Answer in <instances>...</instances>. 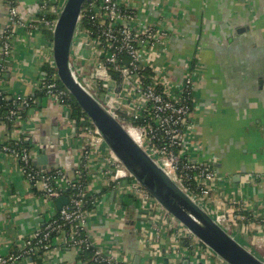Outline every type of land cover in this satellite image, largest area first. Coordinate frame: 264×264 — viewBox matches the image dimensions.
I'll return each mask as SVG.
<instances>
[{"label": "crops", "instance_id": "0c3cea01", "mask_svg": "<svg viewBox=\"0 0 264 264\" xmlns=\"http://www.w3.org/2000/svg\"><path fill=\"white\" fill-rule=\"evenodd\" d=\"M37 2L18 0L24 23L36 18ZM119 2L135 12L137 32L145 26L155 28L154 34L165 32V39L148 50L149 59L143 66L163 70L162 87L168 95L178 96L187 70L194 76L192 122L185 132L184 145L193 160L211 164L216 174L214 204L220 210L240 209L246 215L264 219V0ZM7 23V8L0 0V33L6 30ZM40 39L43 41L36 35L30 42L26 30L14 37L13 52L3 61L0 79L6 99L35 94L37 76L44 64L34 53ZM45 40L52 45L51 39ZM80 40L75 37L73 49L78 45L79 50L83 48ZM67 119L54 100L42 97L25 115L26 122L14 127L18 132L27 129V145L36 152V159L45 150L47 168L59 167L73 178L81 146L73 140ZM10 128L6 122L0 123V145ZM111 185L94 174L85 186L91 201L89 226L96 243L104 248L114 247L115 238L106 233L119 229L123 218L137 225L138 221L142 223L134 199ZM57 211L54 200H47L32 188L21 176L18 163L0 151V256L18 253L25 238ZM233 226V236L264 261L259 228L241 222ZM119 236L124 254L127 237L121 232ZM54 238L59 239V235ZM165 243H159L160 251ZM140 248L138 241L131 250L130 264ZM143 255L139 264H162L156 257ZM30 261L35 263L21 258L15 264H31ZM186 263V257L182 258L180 264ZM36 264L83 263L75 250L65 247L49 250Z\"/></svg>", "mask_w": 264, "mask_h": 264}, {"label": "built area", "instance_id": "2783aa9c", "mask_svg": "<svg viewBox=\"0 0 264 264\" xmlns=\"http://www.w3.org/2000/svg\"><path fill=\"white\" fill-rule=\"evenodd\" d=\"M2 1L7 8L8 23L6 30L0 33V75L4 72L3 61L13 52L12 43L18 32L26 30L29 41L36 35L41 38L42 30L52 34L59 14L58 0H38L37 14H48L52 19L42 17L43 19L39 21L35 18L29 23H24L17 7L18 0ZM136 22L135 12L130 7L123 6L119 0H85L76 35L78 32L85 45L87 44L85 42H88L93 46V53L96 55L95 63L98 64L100 71L93 74L92 84L85 82L84 77L75 71L76 75L87 91L98 100L101 85L99 81L104 77L108 91L99 101L104 105L110 103V110L128 131L135 133L136 141L204 211L208 213L210 209H213L217 212L215 220L227 232L233 235V225L241 222L243 225L258 227L260 236L264 240L263 218L246 215L240 209L217 208L214 204L215 198H212L213 195L216 197L214 187L216 174L211 164L193 160L189 148L184 145L185 132L192 122L193 106L188 105V100L190 94L192 96L194 76L190 70H187L181 91L175 97L166 94L162 87L163 82H159V79L164 81L161 73L163 70L160 68L152 67L154 76L150 84L145 85L140 81L139 68L147 64L148 50L165 39V32L162 30L154 34L155 28L145 26V29L139 33L134 28ZM42 38L43 41L40 39L35 46L34 53L40 55L44 64L53 70V73L47 76L40 72L37 76L35 94L17 96L13 99L16 103L15 108L11 107L7 112L0 113V123L11 124L4 143L0 145V151L18 163L21 176L32 188L38 189L41 196L47 200L64 196L68 199V203L53 216L46 218L41 227L25 238L18 254L0 256V264H15L21 258L34 260L35 263L30 262L36 264V260L43 258L49 250L55 251L56 248L64 249L65 247L72 248L77 255L92 249L93 264H129L121 251L118 237H114L116 242L114 247L110 248L99 246L96 241L91 240L90 236L93 237L89 226L91 213L85 208L89 193L85 186L87 180L94 174L102 176L107 185L112 184L111 187L122 189L134 199L137 205L136 211L138 209L139 218L142 220V223L138 221L139 226L136 224L138 237L142 247L150 253L152 258L160 257L158 246L163 233L167 232L170 242L169 253L172 257L169 264H180L184 257L188 264H224L162 209L130 176L107 149L92 124L89 122L90 125H84L88 122L85 116L79 122L69 117L68 105L62 102V96L67 93L60 86L54 72L52 45L47 44L44 35ZM108 67L120 75V83L111 79ZM85 78L88 79V77ZM41 91L44 92V97L52 98L57 106L66 112L67 120L72 126L73 140L79 142L81 146L80 162L74 170L76 180L68 178L66 172L59 167L46 172L44 168L37 166L34 151L29 145H24L25 137L29 136L27 129L18 132L14 127L26 122L25 117L16 116V109L35 108L40 100L38 97L35 98V95ZM0 97H3L1 89ZM191 101L193 102V97ZM119 112H124L134 119L145 118L144 123L138 125L122 120ZM189 182H192V188L189 187ZM67 190H73L70 196L63 194ZM53 234H58L59 239L54 238ZM184 241H187L186 245Z\"/></svg>", "mask_w": 264, "mask_h": 264}, {"label": "water", "instance_id": "95a60500", "mask_svg": "<svg viewBox=\"0 0 264 264\" xmlns=\"http://www.w3.org/2000/svg\"><path fill=\"white\" fill-rule=\"evenodd\" d=\"M84 3L85 0H60L58 3L59 14L51 34V55L54 72L60 86L89 120L107 149L123 165L130 176L203 247L207 248L224 264H264L263 260L248 250L235 236L227 232L170 178L130 135L128 129L110 110V103L102 104L84 87L76 72L83 77L85 61L93 58L94 53L92 51L86 53L84 55L85 60H81L80 54L83 49L79 50V46H75L73 49ZM85 46L87 45L84 44L83 48ZM94 64L96 63L89 62L86 66H94ZM45 100L47 101V98L42 99V101ZM28 138L25 139L27 144L29 143ZM34 158L38 166L47 168L48 160L45 150L37 159L36 152H34ZM54 202L57 210H60L63 205L68 203V199L61 196L55 199ZM123 213L125 214L124 211ZM121 224L122 226L119 229L106 234H111L112 238L116 235L119 239V232L125 234L124 238H127L124 242V254L130 264L131 250L132 248L135 249L138 241L140 242L138 231L136 223L126 217L121 220ZM137 226H139V223ZM168 236L167 232L163 233L160 240V243L166 242L164 249L160 251L163 256L160 255L156 258L162 264H169L172 260L169 253L170 242ZM90 237L95 242V239L92 236ZM137 252L132 264H139L141 257L144 256L143 254L147 258L151 257L142 245Z\"/></svg>", "mask_w": 264, "mask_h": 264}, {"label": "trees", "instance_id": "16d2710c", "mask_svg": "<svg viewBox=\"0 0 264 264\" xmlns=\"http://www.w3.org/2000/svg\"><path fill=\"white\" fill-rule=\"evenodd\" d=\"M42 17L45 18V19H52V17L48 16V14L42 15L41 13H38L36 15V18H38L39 21H41ZM84 25H86V23H84ZM40 34L42 35V37L44 35V38H48L49 40L51 39V34L48 33V32H45V31L42 30ZM124 60H126V58ZM40 71H41V73H43V74H45L47 76L53 73V70H51L46 64H43L41 66V70ZM108 74H109V76L111 77L112 80L116 81L117 83L121 82L120 75L118 73H116L111 67H108ZM152 76H154V72L149 66H140V68H139V79H140V81L143 84H145V85L150 84L152 82V80H151ZM1 77H2V74L0 75V79H1ZM44 96H45L44 92L41 91V93H38L37 95H35V98L38 97L39 99H41ZM192 97L193 96H191V94H190L189 100H188V105L190 107L194 106L193 102L191 101ZM62 99H63L62 102L64 104L68 105L69 117L71 119L76 120L77 122H79V120L81 118H83L85 115L80 111V109L76 106L74 101L69 96L64 95V96H62ZM15 106H16V103L13 102V99L12 100H8V99H6L4 97V95H3L2 98L0 97V113L1 114L7 112L9 110V108H11V107L15 108ZM28 111H29L28 109L27 110H17L16 109V112H17L16 116L19 117V118L25 117V115L27 114ZM119 116H120V118L122 120H125V121H128V122L130 121L131 123L138 124V125L143 124L144 123L143 121L145 120V118L134 119V118H132L131 116L127 115L124 112H119ZM86 121H88V122H85L84 125L85 126L90 125L89 120L86 119ZM146 121H148V119H146ZM6 124H9V123H6ZM24 145H27V144L24 143ZM54 169H55V167H51L49 169L48 168H44L43 170H45L46 172H49V171L54 170ZM68 178H70V177L68 176ZM74 179L76 180V178H74ZM189 183H190L189 187L192 188L193 187V185L191 184L192 182H189ZM72 192H73V190H67V191L63 192V194L65 196H70V194ZM90 206H91V201L88 200L86 205H85V208L88 210L90 208ZM54 235H56V234H53V236ZM184 243L186 245L187 241H184ZM92 252H93L92 249L85 250L84 252L82 251V252H80V254L77 255V259H79V261H81V263H83V264H93L92 261H91ZM18 253H13V254H18ZM33 259H35V258L33 257Z\"/></svg>", "mask_w": 264, "mask_h": 264}, {"label": "rangeland", "instance_id": "374dc122", "mask_svg": "<svg viewBox=\"0 0 264 264\" xmlns=\"http://www.w3.org/2000/svg\"><path fill=\"white\" fill-rule=\"evenodd\" d=\"M85 43H87V44H89L88 42H85ZM86 44V45H87ZM90 45V44H89ZM87 45V46H85L84 48H83V52H81V54L83 53V55H81L80 54V59L81 60H85V56L84 55H86V53H90L91 51L93 52V46L92 45ZM84 52H85V54H84ZM93 57V56H92ZM89 62H96V55L94 54V57L93 58H91V59H86V61H85V66H83V68H84V71H83V80L85 81V82H87L88 84H90L91 83V81H92V77H93V74H97V72L98 71H100L99 70V66H98V64H94V66L92 65V66H86ZM152 69V68H151ZM162 70V69H161ZM162 73V75H163V77H164V72L162 71L161 72ZM91 76V77H90ZM85 77H88V79H86ZM96 79V76L94 77V82L96 81L95 80ZM159 82H163L162 80H160L159 79ZM99 83H101V85L99 86V89H100V95H99V100L101 101L103 98H104V96L107 94V91H108V87L106 86V83H105V79H104V77H102V79H100V81H99ZM164 83V82H163ZM92 84V83H91ZM101 88H103L104 89V91H103V89H101ZM170 93V92H169ZM166 94H168V91H166ZM208 214L209 215H211L213 218H216V215H217V212H215L213 209H210L209 211H208ZM102 225L103 224H101L100 225V227H102Z\"/></svg>", "mask_w": 264, "mask_h": 264}, {"label": "bare ground", "instance_id": "6f19581e", "mask_svg": "<svg viewBox=\"0 0 264 264\" xmlns=\"http://www.w3.org/2000/svg\"><path fill=\"white\" fill-rule=\"evenodd\" d=\"M75 37H79L81 40L80 41H82V42H79L81 45H84L83 44V40H82V37L80 36V34L77 32V35L75 36ZM75 70V69H74ZM129 133H130V135L136 140V135H135V133L133 132V131H131V130H129ZM211 216V215H210ZM212 217V216H211ZM213 218V217H212ZM214 220H215V218H213ZM216 221V220H215Z\"/></svg>", "mask_w": 264, "mask_h": 264}, {"label": "flooded vegetation", "instance_id": "af4514ba", "mask_svg": "<svg viewBox=\"0 0 264 264\" xmlns=\"http://www.w3.org/2000/svg\"><path fill=\"white\" fill-rule=\"evenodd\" d=\"M194 108V106L192 107V109ZM192 114V113H191Z\"/></svg>", "mask_w": 264, "mask_h": 264}]
</instances>
